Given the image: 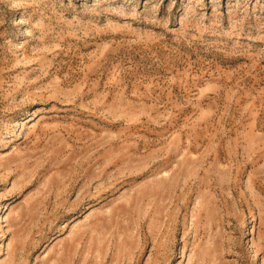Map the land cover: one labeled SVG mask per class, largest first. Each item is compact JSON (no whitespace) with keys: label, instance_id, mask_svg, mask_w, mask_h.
I'll return each instance as SVG.
<instances>
[{"label":"rangeland","instance_id":"1","mask_svg":"<svg viewBox=\"0 0 264 264\" xmlns=\"http://www.w3.org/2000/svg\"><path fill=\"white\" fill-rule=\"evenodd\" d=\"M0 264H264V0H0Z\"/></svg>","mask_w":264,"mask_h":264}]
</instances>
